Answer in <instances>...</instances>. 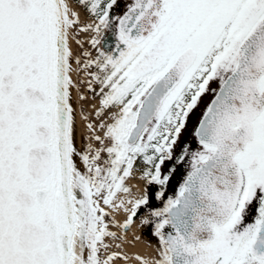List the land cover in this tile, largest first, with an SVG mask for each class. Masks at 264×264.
I'll return each instance as SVG.
<instances>
[{
	"label": "snow or ice",
	"instance_id": "obj_1",
	"mask_svg": "<svg viewBox=\"0 0 264 264\" xmlns=\"http://www.w3.org/2000/svg\"><path fill=\"white\" fill-rule=\"evenodd\" d=\"M78 2L93 22L67 0H0V264H110L121 253L102 258L105 238L122 240L145 208L158 258L140 264H264V0H132L122 15L119 0ZM75 27L94 56H74ZM80 83L100 100L95 123L81 108L77 148ZM208 93L198 147L176 154ZM185 162L175 195L152 207ZM118 210L120 233L107 219Z\"/></svg>",
	"mask_w": 264,
	"mask_h": 264
},
{
	"label": "rangeland",
	"instance_id": "obj_2",
	"mask_svg": "<svg viewBox=\"0 0 264 264\" xmlns=\"http://www.w3.org/2000/svg\"><path fill=\"white\" fill-rule=\"evenodd\" d=\"M69 7L78 13L81 24H86L94 21V18L90 16H86V14L81 9L80 5L76 0H67ZM73 35V37H72ZM90 37V33L80 32L79 27H75L72 29L70 34V39L72 42V51L74 56L80 55L83 51H90V45L88 43V39ZM79 40L80 43L77 44L76 41ZM74 49V50H73ZM93 54V53H92ZM73 69H76L77 65L73 60L72 64ZM72 78L74 81L79 82L85 80L86 77L82 72L74 71L72 74ZM216 85L213 84V87ZM97 92L99 91V85H94ZM83 95L85 99L81 100L79 97ZM211 94L208 93L202 97L199 107L193 112V117L200 112L204 107ZM100 97L95 95V93L89 92L87 90L86 83H80L78 88H73V92L71 94V103L74 108L75 115V136H76V146L79 148L81 146V136L86 133L85 125L88 121H85L81 117V108L83 109V113L88 116L89 120L93 123L96 122L97 118L94 115V111L97 107H99ZM203 106V107H202ZM114 111V110H112ZM203 112V111H202ZM97 134H101L99 130H97ZM137 175V174H136ZM133 175L129 178V183L133 186V193H139V178ZM128 183V184H129ZM123 195V194H118ZM103 206V205H102ZM108 211H112L111 209H106ZM126 213L122 210L112 212V216L108 217L109 222V230L120 233V229L116 226V224L111 223L112 220H115L117 223H120L125 218ZM123 239H113V238H105V243L109 245V247L105 249H101V257L111 254L112 252L121 253L120 257L114 258L110 264H140V261L136 259L137 256L144 257L148 260H153L154 258H158L157 245L150 240H148L139 230L138 221L129 226L126 232L123 233ZM119 245V247H117ZM123 256H127V260L123 259Z\"/></svg>",
	"mask_w": 264,
	"mask_h": 264
},
{
	"label": "flooded vegetation",
	"instance_id": "obj_3",
	"mask_svg": "<svg viewBox=\"0 0 264 264\" xmlns=\"http://www.w3.org/2000/svg\"><path fill=\"white\" fill-rule=\"evenodd\" d=\"M76 1L79 4L78 0H76ZM131 2H132V0H119L118 6H116V7H114L112 9V15H122L123 12L126 10V6L129 3H131ZM80 7L83 10V12L86 14V16L92 17L90 14L87 13L86 9L83 6L80 5ZM92 18H94V17H92ZM114 43H115L114 37L110 36L109 40H108V44L114 46ZM90 50L92 51L93 56H94L95 55V51L91 47H90ZM207 103H208V101L206 102V104ZM206 104L204 105V107L202 106L203 108L201 109V113H202L203 109L206 107ZM112 110L115 111V109H111V111ZM201 113L198 112L195 115V118L193 117V114L189 117L187 128L182 133V136H181V143L176 148V154H179L180 149H181V147H182V145L184 143H190L191 146H192V150H195L198 147V145L195 143L194 138L192 136V131H193V129H194V127H195V125H196V123L198 121V118L200 117ZM106 115H107V113H106ZM172 163H174V161L166 163L164 165L163 171H164L165 174H167V172H168L169 168L171 167ZM142 168H143L142 162L141 161H137L135 163V169L136 170L134 171L133 175L137 174L135 177L139 178V180H140V182H139V191L143 190L144 183H145L144 180L141 179V170H142ZM187 170H188V163L187 162L177 166L176 171L172 174L169 183L166 185V187L164 189V197H163V199L162 200L153 199L151 201V206L152 207H157V208L163 207L164 201H166L169 196H174L175 195L176 190L179 187V184L182 182L183 176L186 174ZM128 181H129V179L126 180L127 184L129 183ZM128 185L131 188L133 187L130 183ZM159 187L160 186H158V185H151L150 189H151V191L153 193H155L157 190H159ZM147 211H148L147 208L143 209L140 212V215L135 218L134 223L138 221L139 230L142 233V235L145 236L148 240H150L151 242L155 243L158 246V239L156 237L152 236V234H151L152 229L150 227H144V226H142L140 224V218L143 215H145L147 213Z\"/></svg>",
	"mask_w": 264,
	"mask_h": 264
},
{
	"label": "bare ground",
	"instance_id": "obj_4",
	"mask_svg": "<svg viewBox=\"0 0 264 264\" xmlns=\"http://www.w3.org/2000/svg\"><path fill=\"white\" fill-rule=\"evenodd\" d=\"M72 37H73V35H72ZM69 43H70V47L72 46V42H71V39H70V37H69ZM72 48V47H71ZM74 50V49H73ZM73 64V63H72ZM73 74V73H72ZM71 74V75H72ZM72 92H73V88H71V94H72Z\"/></svg>",
	"mask_w": 264,
	"mask_h": 264
},
{
	"label": "water",
	"instance_id": "obj_5",
	"mask_svg": "<svg viewBox=\"0 0 264 264\" xmlns=\"http://www.w3.org/2000/svg\"><path fill=\"white\" fill-rule=\"evenodd\" d=\"M210 102V101H209Z\"/></svg>",
	"mask_w": 264,
	"mask_h": 264
}]
</instances>
